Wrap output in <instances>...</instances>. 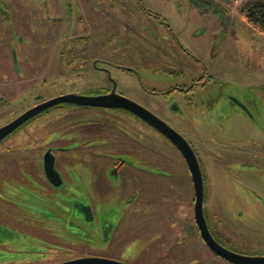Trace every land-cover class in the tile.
I'll list each match as a JSON object with an SVG mask.
<instances>
[{
    "label": "rangeland",
    "instance_id": "374dc122",
    "mask_svg": "<svg viewBox=\"0 0 264 264\" xmlns=\"http://www.w3.org/2000/svg\"><path fill=\"white\" fill-rule=\"evenodd\" d=\"M2 1L0 125L54 96L109 86L90 61L107 59L117 92L177 127L197 149L209 219L227 216L243 237L241 251L264 250V31L246 19V0ZM86 46L90 54L82 61L72 49ZM195 75L204 76L203 103L197 104L212 124L190 105L183 118L173 114L167 103L172 94L146 92ZM226 95L246 101V108L228 105ZM72 142L76 149L53 148ZM48 147L67 179L74 171L81 175L83 164L91 167L88 173L108 167L112 154L149 160L150 167L155 160L168 173L148 174L127 163L119 177L98 170L82 177L85 195L77 186L70 194L42 176ZM192 192L180 154L127 111L52 106L0 142V194L40 202L45 210H25L21 203L17 209L0 197V264L89 256L129 264H231L190 235Z\"/></svg>",
    "mask_w": 264,
    "mask_h": 264
},
{
    "label": "flooded vegetation",
    "instance_id": "af4514ba",
    "mask_svg": "<svg viewBox=\"0 0 264 264\" xmlns=\"http://www.w3.org/2000/svg\"><path fill=\"white\" fill-rule=\"evenodd\" d=\"M79 37H82V38H85L84 36H79ZM77 38V37H75ZM81 39V38H80ZM85 41V39H83ZM72 42H76V40H73ZM87 42V41H85ZM65 47V45H64ZM72 49V48H71ZM73 50V54H77L79 55L80 57V60L82 61H87L88 60V53L90 54V51H89V46H86V47H82V49H72ZM70 50V53L71 51ZM77 50V51H75ZM88 50V52H87ZM185 50V48H184ZM72 54V53H71ZM63 55H64V52L61 50L60 51V58H59V61L60 64L62 63V58H63ZM66 56V55H65ZM92 61V65L94 66V68L102 71L105 73L106 75V79L108 81V83H110L109 86H104V85H101L96 88H89L88 90L86 91H75V92H80V93H83V94H105V93H108L111 91L112 87H113V80L115 81V91L117 92V80L115 78H113L111 75L109 78L108 76V72L110 74L111 71H109V66H112L114 65L112 62L108 61L107 59H104V58H101V57H93L91 58ZM94 61L95 64H94ZM80 66H85L84 64H81ZM127 69V68H126ZM131 70V69H130ZM204 76H192V77H187V76H184V82H182L181 84L179 83H174L172 85H170L169 87H167L165 90H156V89H147L146 92H148L149 94H153V95H165V96H172L170 97V100L167 102L169 107L171 108L172 110V113L173 114H177L179 115V117L183 118L185 116V106L187 105H190L191 107H193L195 109V113L196 115L198 114L199 116H201V118L205 119L206 121L210 122V124H212V122L210 120H212V117L210 116V113L207 112V113H204L205 111L202 109L201 105L203 103V93H202V90H203V87L205 85V81H204ZM72 92V91H71ZM179 94L180 96L177 97L175 96L174 93ZM117 93H120V92H117ZM122 94V93H120ZM124 95V94H122ZM126 96V95H124ZM245 96V95H243ZM128 97V96H126ZM130 98V97H128ZM132 99V98H130ZM201 99V101L199 103L200 104H197V101ZM134 100V99H132ZM244 100H246V98H244ZM136 101V100H134ZM138 102V101H136ZM226 102L228 103V105L232 106V105H241V106H247L246 105V101H243L241 99H236L235 97H233L232 95H226ZM67 102H64V103H61L59 105H55L53 107H61L63 104H66ZM139 103V102H138ZM69 104H76V103H69ZM141 104V103H139ZM76 105H79V106H83V107H98V108H107V107H101V106H89V105H82V104H76ZM142 105V104H141ZM246 108V107H245ZM114 109H123L125 110L124 108H114ZM148 109V108H147ZM150 110V109H149ZM127 111L128 113H130L135 120H137L138 122H141L143 125L145 124L146 126H148V128H150L155 134H157L159 136V138L161 140H163L164 143L170 145L171 147H173L178 154H180V156L182 157L184 163H185V166L189 172V175H190V171H189V168L187 166V163L185 161V159L183 158L182 154L179 152V150L168 140L166 139L164 136H162L160 133H158L153 127H151L149 124H147L145 121H143L140 117H138L137 115H135L134 113L128 111V110H125ZM151 111V110H150ZM154 113V112H153ZM38 114V113H37ZM155 114V113H154ZM205 114H207L205 116ZM217 114V113H216ZM157 115V114H155ZM158 116V115H157ZM217 116L219 117V114H217ZM160 117V116H158ZM161 119H163L162 117H160ZM164 121H166L169 125H171V123H169L167 120L163 119ZM130 123V122H128ZM94 124V123H93ZM133 125H135L134 123H131ZM88 125V123L86 124ZM86 125L84 127L83 130H86ZM129 125V124H128ZM173 128H175L178 132H180L184 137L185 135L179 131V129H177V127L171 125ZM134 128H132L133 131L139 133V131L137 130L136 126H134ZM195 127H196V130L198 131V124L195 123ZM84 135V134H83ZM85 136V139L87 138L88 136V133L87 135H84ZM138 136V134H137ZM132 138H135L136 139V142L138 140V137H134V135L132 136ZM146 141V140H143V142ZM139 143V142H138ZM145 143V142H144ZM189 143L192 145L197 157H198V160H199V163H200V166H201V169H202V165H201V159H200V156H199V153L197 152V149L195 148V146L193 145L192 142L189 141ZM77 147V143H70V144H66V145H62V144H59V145H55L53 148H56V150H60V151H65V150H68V149H76ZM50 151L52 155L53 152H52V147H48L46 151ZM44 152V153H45ZM44 155V154H43ZM43 158V156H42ZM110 158H112V162L111 164H108V167L107 166H102L101 169H96L95 171H99V173H102L104 172L105 174L107 173L109 177H115V176H120L119 173L121 171V168H123L127 163H129L128 165L132 166L133 168H136L138 170H141L143 172H146L148 174H158V175H164L165 172H167L166 168H164L162 166V164L158 163V162H155V160L153 161H150L151 164H154L155 163V166H148L146 165V163L149 162V160H133V161H130L131 159L128 157V158H125L123 155H118V154H112L110 155ZM70 163H73L72 160L70 161ZM59 161H57V158H54L53 157V170H51L48 166V168L46 169L45 166H44V160L42 159V162H41V170H42V173L44 176V178L50 182L54 187H62L61 190H68L72 187V189L70 190H74L75 189V186H77L78 190L76 192H78L79 194H83L85 195L86 191H79V186H81V178L82 177H85L88 176V175H92L95 171H91L90 173L89 172V169L91 168L90 166H87L85 164H83V166H85L84 170L82 171L83 173L80 175L79 173L77 172H72L71 174H69L68 176V179L66 176H64L61 172V169L59 167ZM168 173V172H167ZM202 174H203V178H204V216H205V219H206V223H207V226H208V229H209V232L211 234V236L223 247L229 249V250H232L234 252H237V253H241V254H247L246 252L244 251H241V249H243V247H239V244H241L239 241H241V239H243V237L240 236V234L238 233V231L234 230V228L231 226L232 224H230V220L228 219L227 216H225V218H220V217H217V216H214L216 219L215 220H210L209 219V214H208V208H207V204H206V190H205V177H204V173L202 171ZM72 177V181H69V178ZM117 177V178H118ZM190 181H191V185H192V194H193V204H194V188H193V184H192V180H191V175H190ZM69 191V193L71 194L72 191ZM142 190V188L140 189ZM143 192V191H141ZM134 193H137V192H134ZM0 197H2L3 199H5L6 201H9L11 202V204L15 205L17 207V209H19L18 207V203H21L23 204V207L25 210L29 209L31 211L34 212V209L38 210L39 213H44V209L41 205L40 202H35L32 203L30 201H22V202H19L20 199H17V201H15L14 199H12V197L8 196L7 195H3V194H0ZM85 197V196H83ZM14 200V201H13ZM193 204H192V209H191V217L193 218L192 220V224L195 226V230H193V232L191 231L190 235H194L196 237V239L194 241L200 244H198L199 246L201 245L202 247L205 246L206 249L212 253L213 256L215 257H218V258H221L224 262L226 263H231V264H237V263H234V262H231L223 257H221L220 255L216 254L215 252H213L209 247L208 245L206 244L204 238L202 237L201 235V230L198 228L196 222H195V219H194V214H193ZM83 205V206H82ZM81 207L84 208L85 212L87 211H90L89 210V207L85 204V203H82ZM37 207V208H35ZM89 213V212H88ZM241 212L240 213H237L236 216L239 217L241 216ZM187 226L185 227V229H190V224L187 223L186 224ZM107 228H108V225L106 224ZM236 229V228H235ZM192 230V229H191ZM239 230V229H238ZM108 230H106L105 232L107 233ZM241 232V235H242V231L240 230ZM264 254V250H262L261 252L259 253H248V255H262Z\"/></svg>",
    "mask_w": 264,
    "mask_h": 264
},
{
    "label": "water",
    "instance_id": "95a60500",
    "mask_svg": "<svg viewBox=\"0 0 264 264\" xmlns=\"http://www.w3.org/2000/svg\"><path fill=\"white\" fill-rule=\"evenodd\" d=\"M96 61H94L95 64ZM108 76L110 74L108 72ZM113 87L110 92L105 94H83L80 92H68L54 96L52 98L43 100L29 107L22 113L15 116L10 121L0 125V142L8 134L13 132L28 119L36 115L37 113L44 111L52 106L59 105L61 103H76L89 106H101L107 108H124L153 127L158 133L168 139L182 154L190 171L191 180L194 188V204L193 214L195 222L198 228L201 230V235L204 238L208 247L220 255L221 257L237 263V264H264V254L262 255H248L241 254L229 250L221 246L210 234L206 219L204 216V178L202 169L198 160V157L189 143V141L175 128L169 125L166 121L155 115L149 109L139 104L138 102L120 94L115 91V81L113 80ZM44 166L47 169L48 166L53 170V155L48 150L43 155ZM55 264H129L126 262L98 257H79L72 260L58 262Z\"/></svg>",
    "mask_w": 264,
    "mask_h": 264
},
{
    "label": "trees",
    "instance_id": "16d2710c",
    "mask_svg": "<svg viewBox=\"0 0 264 264\" xmlns=\"http://www.w3.org/2000/svg\"><path fill=\"white\" fill-rule=\"evenodd\" d=\"M1 3H4L0 0ZM242 11L246 19L264 31V0H246ZM84 38H81L83 40Z\"/></svg>",
    "mask_w": 264,
    "mask_h": 264
},
{
    "label": "built area",
    "instance_id": "2783aa9c",
    "mask_svg": "<svg viewBox=\"0 0 264 264\" xmlns=\"http://www.w3.org/2000/svg\"><path fill=\"white\" fill-rule=\"evenodd\" d=\"M236 1H239V2H240V1H242V0H236Z\"/></svg>",
    "mask_w": 264,
    "mask_h": 264
}]
</instances>
